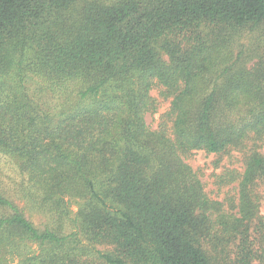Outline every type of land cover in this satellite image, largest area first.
<instances>
[{"label": "trees", "instance_id": "16d2710c", "mask_svg": "<svg viewBox=\"0 0 264 264\" xmlns=\"http://www.w3.org/2000/svg\"><path fill=\"white\" fill-rule=\"evenodd\" d=\"M246 31L251 65L229 48ZM155 89L170 110L153 130ZM248 141L264 142V0H0V264H264L257 145L217 175L238 182L228 207L186 161Z\"/></svg>", "mask_w": 264, "mask_h": 264}, {"label": "rangeland", "instance_id": "374dc122", "mask_svg": "<svg viewBox=\"0 0 264 264\" xmlns=\"http://www.w3.org/2000/svg\"><path fill=\"white\" fill-rule=\"evenodd\" d=\"M230 49L235 51V53L242 52L248 65L258 60V45L259 41L256 39L254 32L246 31L238 36H234L231 41ZM247 58V59H246ZM153 95L158 98V111L155 113H148L146 115V121L151 129L156 130L164 117L165 120L168 119L167 113L170 110V100H165L160 96L159 90L155 89ZM246 101L242 99L238 104V109L243 110ZM171 125V123H170ZM259 152L264 155V142L248 141L246 145L238 150H231L226 153H207L205 151H194L191 155L186 157V161L193 167V169L199 174L201 180L203 181L205 191L209 198L225 203L226 207L231 201L238 203L239 188L238 182L233 183H221L217 175H221L227 170H235L237 173L242 174L245 167L246 155L252 148L256 147ZM0 162V166L3 171H7L11 175H15L14 167L6 166ZM255 193L260 197V213L264 216V183L260 181L257 184ZM70 205L72 206L73 212H77L79 208V203L76 200H70ZM21 208L24 209L28 219L32 220L35 224L41 226L42 217L37 214L31 213L27 208H25L22 202L18 203ZM74 213V214H75ZM37 248V245L33 246V250Z\"/></svg>", "mask_w": 264, "mask_h": 264}]
</instances>
